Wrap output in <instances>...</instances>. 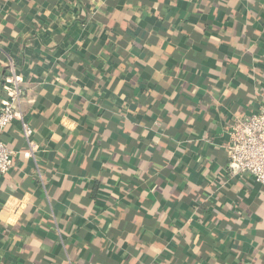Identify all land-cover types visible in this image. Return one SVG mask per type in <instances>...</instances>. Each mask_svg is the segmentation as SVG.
<instances>
[{"label":"crops","instance_id":"crops-1","mask_svg":"<svg viewBox=\"0 0 264 264\" xmlns=\"http://www.w3.org/2000/svg\"><path fill=\"white\" fill-rule=\"evenodd\" d=\"M9 56L0 264H264L227 152L264 107V0H0V102Z\"/></svg>","mask_w":264,"mask_h":264},{"label":"built area","instance_id":"built-area-1","mask_svg":"<svg viewBox=\"0 0 264 264\" xmlns=\"http://www.w3.org/2000/svg\"><path fill=\"white\" fill-rule=\"evenodd\" d=\"M17 60L9 56L4 69V94L0 102V176L10 172L14 157L3 133L11 123L22 116L21 103L26 87L19 73ZM65 125V121L63 122ZM157 125H161L157 122ZM27 142L33 135L32 128L24 125ZM228 159L240 175H247L256 184L264 187V107L246 119H238L229 129ZM37 168V167H36ZM41 178V171L37 168Z\"/></svg>","mask_w":264,"mask_h":264}]
</instances>
